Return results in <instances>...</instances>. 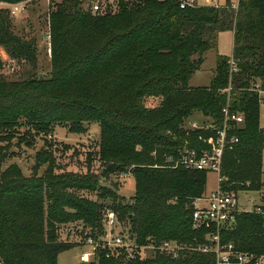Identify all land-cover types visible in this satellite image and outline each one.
Wrapping results in <instances>:
<instances>
[{"label":"trees","instance_id":"16d2710c","mask_svg":"<svg viewBox=\"0 0 264 264\" xmlns=\"http://www.w3.org/2000/svg\"><path fill=\"white\" fill-rule=\"evenodd\" d=\"M82 2L63 0L49 13L52 68L47 78L36 70L37 40L16 34L10 10L0 8V46L32 69L23 78L8 79L0 57V131L24 125L19 119L39 131L66 123L75 133L84 132V123L97 122L104 166L101 174L90 165L84 173L57 171L54 153L42 151L37 165L46 164L45 172L37 168L26 176L17 165L3 168L0 161V264H58L62 252L78 245L60 240L59 228L82 222L83 238L101 233L109 209L140 242L150 237L203 240L209 228H193V203L207 192L208 172L173 168L166 155L186 141L205 146L212 132L186 130L185 122L200 112L222 125L228 102L244 113L245 124L236 131L238 143L224 154L222 186L234 192L264 187V0H239L237 8L231 2L181 8L175 0H141L121 2L102 14L84 10ZM225 30L234 32L233 55L218 54L210 84L192 86L205 52L217 49ZM151 97L160 98L159 104L147 106ZM126 171L135 180L128 200L101 181ZM80 192H98L104 202ZM234 218L235 225L221 231L222 240L264 253V206L262 212L242 211ZM81 264L213 263L202 254L179 261L163 256L124 261L101 251L98 261Z\"/></svg>","mask_w":264,"mask_h":264},{"label":"rangeland","instance_id":"374dc122","mask_svg":"<svg viewBox=\"0 0 264 264\" xmlns=\"http://www.w3.org/2000/svg\"><path fill=\"white\" fill-rule=\"evenodd\" d=\"M62 1L24 0L20 3L25 10H17L15 13H10L13 31L23 38H35L37 40L38 67L36 70L38 76L42 78L50 77L52 68V52L48 51L47 40V35L50 32L49 13L55 9L57 3ZM219 1L221 4L231 2L233 5H237L239 3V0ZM200 3L203 2L200 0ZM82 7L84 10H87L83 2ZM11 8H8L10 12ZM233 52L234 32L232 30L220 32L217 49L211 48L205 52L204 63L201 69L196 71L191 77L190 84L194 86L209 84L215 74L217 55L232 56ZM0 57L4 62L3 72L8 79L16 80L23 78L27 72L32 70L26 62L12 61L4 47L1 46ZM159 102L160 98L151 97L146 100V105L156 106ZM190 120H204V117L200 112H196ZM188 121L185 123H188ZM20 122L25 124H18L11 130L0 131V145L3 147V152L0 153V161L3 168L17 165L26 176H33L35 170L38 168L37 172L43 174L47 165H37V154L42 151H52L55 161L60 167L57 171L84 173L88 171L89 165L92 171L97 174H101L103 171L104 166H102L98 155L101 133L99 123H84V132L75 133L69 130V125L66 123H55L48 131H39L28 120L19 119ZM260 125L264 128V92L261 93ZM89 154H92V161L89 160ZM121 174L122 172L111 174L109 179L101 178V181L105 185L116 188L117 193L128 200L135 193V180L132 176L123 178ZM262 180L264 182V161ZM218 186V175L212 171L208 172L206 194H210ZM228 191L234 192V190ZM235 193L238 195L239 207L242 211H253L256 210L257 206H264V187L259 191L249 190ZM80 194L104 202V200L99 198L98 192H80ZM234 225L235 222L231 223L228 227L232 228ZM124 226H128L127 223ZM84 228L82 222H70L59 228L58 237L60 240L70 241L78 245L62 252L59 255L58 264L82 263L80 256L83 249V237L86 231Z\"/></svg>","mask_w":264,"mask_h":264},{"label":"built area","instance_id":"2783aa9c","mask_svg":"<svg viewBox=\"0 0 264 264\" xmlns=\"http://www.w3.org/2000/svg\"><path fill=\"white\" fill-rule=\"evenodd\" d=\"M141 0H83L88 11L102 14L121 2L134 3ZM166 1V0H160ZM181 8L213 6L221 7L219 0H175ZM22 3V2H21ZM21 3H8L0 0V8H11L10 13L25 10ZM237 8V5H233ZM10 10V9H9ZM48 51L52 52L51 34L47 35ZM14 61V60H12ZM232 89L230 86L227 91ZM224 120L218 125L214 119L204 117V120H189L186 130H209L212 135L205 139L206 145L196 147L186 141L174 154L166 155V163L173 168H186L215 172L218 175L219 186L210 194H205L193 203V228L195 230L208 229L203 240L193 237L190 241L166 239L157 241L150 237L140 242L136 234L129 227L123 226L116 211L109 209L106 213V225L101 233L90 234L84 238L81 253L82 262H95L100 258L101 251H106L107 257H117L124 261L138 259H155L163 256L175 261L191 258L195 254L210 256L213 264H264V253L244 251L236 247L233 242H224L221 231L230 229L228 226L235 221V215L242 210L239 207V198L235 192H230L222 186L224 154L232 149L239 141L236 133L245 124L243 112L233 111L229 102L223 107ZM207 118V119H206ZM121 176H132L130 171L122 172ZM256 211L262 212L257 206ZM229 224V225H228Z\"/></svg>","mask_w":264,"mask_h":264},{"label":"crops","instance_id":"0c3cea01","mask_svg":"<svg viewBox=\"0 0 264 264\" xmlns=\"http://www.w3.org/2000/svg\"><path fill=\"white\" fill-rule=\"evenodd\" d=\"M213 78V77H212ZM211 78V79H212ZM211 82V81H210ZM210 84V83H209ZM209 84H206V85H209ZM192 85V84H191ZM192 86H194V85H192ZM198 86H200V85H198ZM203 86H205V85H203ZM263 161H264V153H263Z\"/></svg>","mask_w":264,"mask_h":264}]
</instances>
